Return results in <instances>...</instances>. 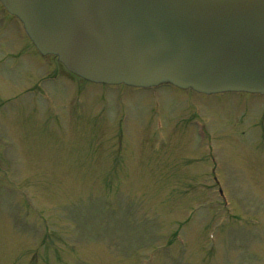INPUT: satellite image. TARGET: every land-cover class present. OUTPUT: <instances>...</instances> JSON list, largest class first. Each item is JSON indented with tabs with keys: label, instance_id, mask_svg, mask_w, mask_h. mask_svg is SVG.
<instances>
[{
	"label": "rangeland",
	"instance_id": "rangeland-1",
	"mask_svg": "<svg viewBox=\"0 0 264 264\" xmlns=\"http://www.w3.org/2000/svg\"><path fill=\"white\" fill-rule=\"evenodd\" d=\"M21 29L0 4V264H264V95L88 83Z\"/></svg>",
	"mask_w": 264,
	"mask_h": 264
},
{
	"label": "water",
	"instance_id": "water-1",
	"mask_svg": "<svg viewBox=\"0 0 264 264\" xmlns=\"http://www.w3.org/2000/svg\"><path fill=\"white\" fill-rule=\"evenodd\" d=\"M95 82L264 92V0H1Z\"/></svg>",
	"mask_w": 264,
	"mask_h": 264
}]
</instances>
